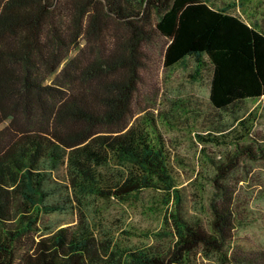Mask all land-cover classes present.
<instances>
[{"label": "trees", "instance_id": "obj_1", "mask_svg": "<svg viewBox=\"0 0 264 264\" xmlns=\"http://www.w3.org/2000/svg\"><path fill=\"white\" fill-rule=\"evenodd\" d=\"M105 16L124 27L109 44ZM158 37L167 40L165 68L187 57L209 66L216 110L264 100V32L207 0H0V264H170L199 245L229 244L231 206L212 204L209 229L183 216L156 125L131 120L143 46ZM81 38L95 52L85 61ZM227 129L214 130L224 137ZM240 149L253 153L249 145ZM61 167L58 180L53 173ZM219 169L224 175L229 168ZM145 188L162 190L166 205L176 197L170 229L155 243L124 245L85 218L37 234L42 214L88 197L125 200Z\"/></svg>", "mask_w": 264, "mask_h": 264}, {"label": "rangeland", "instance_id": "obj_2", "mask_svg": "<svg viewBox=\"0 0 264 264\" xmlns=\"http://www.w3.org/2000/svg\"><path fill=\"white\" fill-rule=\"evenodd\" d=\"M207 1L264 32V0ZM104 18V42L109 44L124 27L112 17ZM166 42L158 37L143 46L131 120L148 128L151 121L156 125L157 140L180 193L183 216L209 229L212 204H216L231 206L236 217L231 241L222 250L199 245L184 262L170 264H235L229 261L237 256L252 261L243 264H264V155L259 151L264 144V100L245 99L233 113L216 110L209 101V66L187 57L165 68ZM80 47L82 61L95 54L84 38ZM178 102H182L180 108L175 105ZM174 107L178 109L173 111ZM164 112L166 120L161 119ZM219 126L228 127L224 137L214 130ZM243 145H249L253 153L242 152ZM220 167L229 169L220 175ZM63 173L61 167L53 176L60 180ZM165 199L164 192L156 188H145L125 200L88 197L83 200L84 208L72 202L62 210L42 214L37 234L76 226L85 218L96 233L113 236L124 245L152 244L164 228L170 229L166 217L175 210L176 197L169 205ZM171 234L164 241L167 244L173 241Z\"/></svg>", "mask_w": 264, "mask_h": 264}]
</instances>
